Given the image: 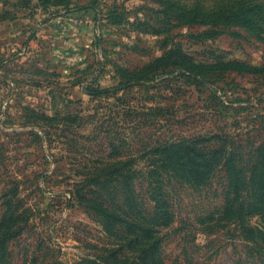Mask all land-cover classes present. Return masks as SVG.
Returning <instances> with one entry per match:
<instances>
[{
  "label": "rangeland",
  "instance_id": "1",
  "mask_svg": "<svg viewBox=\"0 0 264 264\" xmlns=\"http://www.w3.org/2000/svg\"><path fill=\"white\" fill-rule=\"evenodd\" d=\"M213 135L244 166L264 144V0H0V193L18 186L29 217L11 264L99 255L111 240L76 198L97 195L96 169ZM227 193L224 170L200 190L168 183L165 264H264L223 216Z\"/></svg>",
  "mask_w": 264,
  "mask_h": 264
},
{
  "label": "trees",
  "instance_id": "2",
  "mask_svg": "<svg viewBox=\"0 0 264 264\" xmlns=\"http://www.w3.org/2000/svg\"><path fill=\"white\" fill-rule=\"evenodd\" d=\"M237 22L247 28L251 24L247 19ZM221 66L244 73L261 70L239 63ZM123 88L97 89L89 95L118 98ZM233 145L231 136L213 135L161 142L151 146L143 157L126 160L116 151L117 161L96 169L97 195H76L98 217L111 240L110 247L102 248L99 255L86 256L78 264H165L162 231L173 223L168 183L204 189L218 170H224L227 181L223 216L251 245L248 251L264 253L263 232L248 224L252 217L264 218V144L257 148L255 160L245 166L238 162ZM71 194L75 196V191ZM0 200V264H11L9 245L23 234L29 217L18 198V186L0 193ZM24 264L52 263L32 258Z\"/></svg>",
  "mask_w": 264,
  "mask_h": 264
}]
</instances>
